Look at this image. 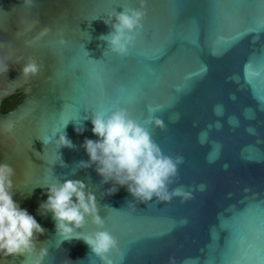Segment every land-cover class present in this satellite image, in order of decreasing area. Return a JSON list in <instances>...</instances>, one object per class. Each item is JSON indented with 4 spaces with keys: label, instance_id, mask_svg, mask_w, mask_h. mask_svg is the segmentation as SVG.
<instances>
[{
    "label": "water",
    "instance_id": "95a60500",
    "mask_svg": "<svg viewBox=\"0 0 264 264\" xmlns=\"http://www.w3.org/2000/svg\"><path fill=\"white\" fill-rule=\"evenodd\" d=\"M129 7L140 0H0V162L15 169L13 198L45 229L32 252L0 255V264H264V32L214 55L219 40L264 25V0H147L143 28L121 55L102 36L114 31L105 20ZM33 61L39 72L25 76ZM125 103L139 106L140 122L164 120L147 126L165 154L182 157L169 187L192 198L142 202L118 184L107 194L115 182L95 164L80 167L85 139H97L94 113ZM61 131L73 146L57 143ZM57 178L85 181L116 248L97 255L83 236L57 232L41 207ZM98 227L89 216L77 231Z\"/></svg>",
    "mask_w": 264,
    "mask_h": 264
},
{
    "label": "clouds",
    "instance_id": "9594fccd",
    "mask_svg": "<svg viewBox=\"0 0 264 264\" xmlns=\"http://www.w3.org/2000/svg\"><path fill=\"white\" fill-rule=\"evenodd\" d=\"M31 2V0H28ZM147 15V0H140V7H129L115 15V21L109 16L105 23L111 24L114 31L104 36L112 52L127 54L129 46L143 28ZM3 47V44H0ZM2 67V62H0ZM39 72V65L34 61L23 66L25 76ZM91 123L97 139L86 138L83 147L89 155L88 161H81L80 167L96 165V171L104 182L114 181L107 194L118 191L116 185H127L128 191L139 201L156 200L169 202L174 197L186 201L193 197V192L182 187L170 188L173 178L178 175L180 156L165 154L153 139L147 125L165 127V122L158 116H150L144 122L133 118L128 109L115 107L98 110ZM82 131V128H78ZM60 146H73L64 131L57 139ZM15 169L6 162H0V255L30 253L36 248V234L43 233L44 227L27 208L21 207L13 196V176ZM47 200L41 205L51 211L57 221V232L66 238H81L97 255L109 253L118 246L116 237L104 228L105 220L100 215L96 195L89 190L85 181L66 179L62 182L46 183ZM91 217L98 229L89 234H82L78 229L84 226L87 217ZM41 260L47 249H41ZM170 264H176L175 257L169 258ZM36 264H40L38 260Z\"/></svg>",
    "mask_w": 264,
    "mask_h": 264
},
{
    "label": "snow or ice",
    "instance_id": "6c2138e0",
    "mask_svg": "<svg viewBox=\"0 0 264 264\" xmlns=\"http://www.w3.org/2000/svg\"><path fill=\"white\" fill-rule=\"evenodd\" d=\"M117 6H119V5H117ZM252 32H264V25H258V26L252 27V28H248L242 32H238L235 36L230 37L226 43L223 39L219 40L217 42V49L218 50L214 51V55H223L226 51H228V49L235 42H237L239 39L244 38L245 36L249 35ZM206 71H207L206 67H202L201 72H206ZM102 105H103V101L93 105L92 107L93 108H99ZM123 106L127 107L129 109V113L133 118H135L134 114H137L140 111L139 106L135 105L134 103H130V104L125 103ZM75 116H78V111L74 110V111L66 114L64 116V120L67 123L69 120H73V118ZM257 255L258 254H257L255 247H249L245 252V258L246 259L255 260L257 258Z\"/></svg>",
    "mask_w": 264,
    "mask_h": 264
},
{
    "label": "trees",
    "instance_id": "16d2710c",
    "mask_svg": "<svg viewBox=\"0 0 264 264\" xmlns=\"http://www.w3.org/2000/svg\"><path fill=\"white\" fill-rule=\"evenodd\" d=\"M7 74V71L0 74V83L6 78ZM20 97L21 94H14L6 98L2 104V111L7 112L8 110H10L16 104Z\"/></svg>",
    "mask_w": 264,
    "mask_h": 264
}]
</instances>
